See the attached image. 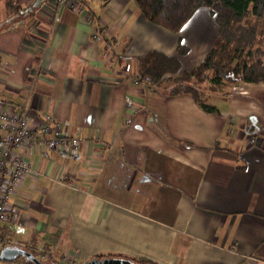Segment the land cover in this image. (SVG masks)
<instances>
[{
  "label": "crops",
  "instance_id": "crops-1",
  "mask_svg": "<svg viewBox=\"0 0 264 264\" xmlns=\"http://www.w3.org/2000/svg\"><path fill=\"white\" fill-rule=\"evenodd\" d=\"M54 4L0 0V102L51 115V135L80 143L20 150L34 171L0 225L7 246L40 258L58 246L54 264H264V83L231 85L215 115L136 77L152 51L179 59L175 76L196 68L218 33L211 10L175 33L136 0Z\"/></svg>",
  "mask_w": 264,
  "mask_h": 264
},
{
  "label": "trees",
  "instance_id": "trees-1",
  "mask_svg": "<svg viewBox=\"0 0 264 264\" xmlns=\"http://www.w3.org/2000/svg\"><path fill=\"white\" fill-rule=\"evenodd\" d=\"M136 1L145 20L175 33L203 6L210 8L218 24L217 37L205 59L196 68L175 76L181 68L179 59L152 51L137 58L139 70L136 77L140 81L148 79L157 89L170 95L188 94L201 109L215 115L221 113L211 101L213 94L224 83H264V0ZM187 50L179 41L178 52L184 54ZM166 74L173 76L168 78L166 84H161ZM257 130L254 124L247 126V131L252 134ZM19 257L31 264L24 257ZM133 261L137 264H157L146 259ZM47 263L54 264V261Z\"/></svg>",
  "mask_w": 264,
  "mask_h": 264
},
{
  "label": "built area",
  "instance_id": "built-area-1",
  "mask_svg": "<svg viewBox=\"0 0 264 264\" xmlns=\"http://www.w3.org/2000/svg\"><path fill=\"white\" fill-rule=\"evenodd\" d=\"M54 2L56 12L67 5L69 0ZM51 121L52 116L49 114H43L39 118L25 107L18 108L13 104L0 102V225L10 220L14 211L11 199L25 177L34 171L32 164L20 152L21 149L31 154L46 146L65 153H75L80 147L79 140L75 138L51 135ZM8 243L10 242L0 231V253ZM57 247L54 250L47 249L45 245L38 247L41 260L49 262ZM63 260L70 261L68 253L63 255ZM0 264L28 263L17 258L13 261L0 259Z\"/></svg>",
  "mask_w": 264,
  "mask_h": 264
},
{
  "label": "water",
  "instance_id": "water-1",
  "mask_svg": "<svg viewBox=\"0 0 264 264\" xmlns=\"http://www.w3.org/2000/svg\"><path fill=\"white\" fill-rule=\"evenodd\" d=\"M19 256L24 257L31 264H50L38 259L33 253L20 247L6 246L0 253V259L5 261H13L17 259ZM83 264H137V263L128 258L109 256L104 258L94 257L87 260Z\"/></svg>",
  "mask_w": 264,
  "mask_h": 264
},
{
  "label": "rangeland",
  "instance_id": "rangeland-1",
  "mask_svg": "<svg viewBox=\"0 0 264 264\" xmlns=\"http://www.w3.org/2000/svg\"><path fill=\"white\" fill-rule=\"evenodd\" d=\"M203 7H205V6H203ZM208 8V7H207ZM210 9V8H209ZM214 16V15H213ZM215 17V16H214ZM215 20H216V18H215ZM217 23V22H216ZM217 26H218V24H217ZM218 34V33H217ZM217 37V36H216ZM216 37H215V39H216ZM215 41V40H214ZM214 43V42H213ZM212 43V44H213ZM231 85H234V84H231V83H224L220 88H219V91H216L215 92V94L216 93H218V95H215V97H213V100L211 101L213 104H220L219 103V100H218V98H219V94L221 95H223V94H226V95H228L229 93H230V90H231ZM37 257V256H36ZM20 258V257H19ZM38 259H40L41 260V258L38 256L37 257Z\"/></svg>",
  "mask_w": 264,
  "mask_h": 264
}]
</instances>
